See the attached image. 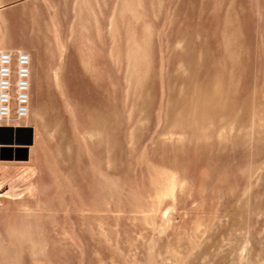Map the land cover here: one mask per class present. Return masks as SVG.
I'll return each instance as SVG.
<instances>
[{"label": "rangeland", "instance_id": "374dc122", "mask_svg": "<svg viewBox=\"0 0 264 264\" xmlns=\"http://www.w3.org/2000/svg\"><path fill=\"white\" fill-rule=\"evenodd\" d=\"M0 49V264H264V0H0Z\"/></svg>", "mask_w": 264, "mask_h": 264}, {"label": "built area", "instance_id": "2783aa9c", "mask_svg": "<svg viewBox=\"0 0 264 264\" xmlns=\"http://www.w3.org/2000/svg\"><path fill=\"white\" fill-rule=\"evenodd\" d=\"M31 58L22 50L0 49V127H25L29 115Z\"/></svg>", "mask_w": 264, "mask_h": 264}, {"label": "water", "instance_id": "95a60500", "mask_svg": "<svg viewBox=\"0 0 264 264\" xmlns=\"http://www.w3.org/2000/svg\"><path fill=\"white\" fill-rule=\"evenodd\" d=\"M24 131H27L26 128L24 127H21V128H16L15 131H14V135L12 134V130L10 128H3V127H0V151H3L4 148H9L10 144L12 142H15L16 139L19 138V135L24 132ZM5 134L7 137H8V140L6 141H2L1 140V136Z\"/></svg>", "mask_w": 264, "mask_h": 264}, {"label": "bare ground", "instance_id": "6f19581e", "mask_svg": "<svg viewBox=\"0 0 264 264\" xmlns=\"http://www.w3.org/2000/svg\"><path fill=\"white\" fill-rule=\"evenodd\" d=\"M10 129L12 130V134L14 135V131H15L16 128H14V129L10 128ZM3 135L6 136L5 134H3Z\"/></svg>", "mask_w": 264, "mask_h": 264}]
</instances>
